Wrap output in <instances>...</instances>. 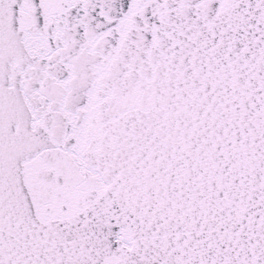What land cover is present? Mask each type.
<instances>
[{"label":"snow or ice","instance_id":"6c2138e0","mask_svg":"<svg viewBox=\"0 0 264 264\" xmlns=\"http://www.w3.org/2000/svg\"><path fill=\"white\" fill-rule=\"evenodd\" d=\"M0 264H264V0H0Z\"/></svg>","mask_w":264,"mask_h":264}]
</instances>
